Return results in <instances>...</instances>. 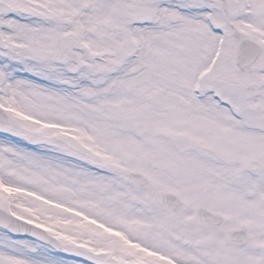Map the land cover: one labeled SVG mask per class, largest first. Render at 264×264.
<instances>
[{"label":"snow or ice","instance_id":"1","mask_svg":"<svg viewBox=\"0 0 264 264\" xmlns=\"http://www.w3.org/2000/svg\"><path fill=\"white\" fill-rule=\"evenodd\" d=\"M0 264H264V0H0Z\"/></svg>","mask_w":264,"mask_h":264}]
</instances>
